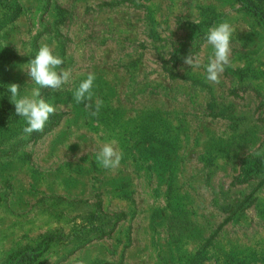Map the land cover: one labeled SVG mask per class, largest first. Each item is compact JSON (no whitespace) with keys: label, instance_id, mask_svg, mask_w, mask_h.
<instances>
[{"label":"rangeland","instance_id":"1","mask_svg":"<svg viewBox=\"0 0 264 264\" xmlns=\"http://www.w3.org/2000/svg\"><path fill=\"white\" fill-rule=\"evenodd\" d=\"M231 66L206 79L211 27ZM196 22V23H195ZM71 70L42 132L9 85ZM201 59L191 68L184 58ZM95 73L93 117L74 90ZM105 143L123 153L101 167ZM264 0H0V264H264Z\"/></svg>","mask_w":264,"mask_h":264},{"label":"clouds","instance_id":"2","mask_svg":"<svg viewBox=\"0 0 264 264\" xmlns=\"http://www.w3.org/2000/svg\"><path fill=\"white\" fill-rule=\"evenodd\" d=\"M235 30L228 21H223L208 31L207 42L214 51L209 63L205 66V71L207 81L213 84L218 85L226 66H231V37ZM28 63L27 75L39 87L33 90L31 97H20V86L15 83L9 85L8 91L15 105L16 114L26 120L23 133L30 135L33 132H42L50 115L56 112L52 104L43 98L38 99L41 97L40 89L50 88L53 91H62L63 86L71 82L72 72L61 67L64 63L63 59L54 54L53 49L48 45L41 46L35 58ZM184 63L190 65L191 68L201 67V59L193 55L185 57ZM94 81L95 73H88L86 79L74 90L73 97L77 103L88 101L85 103V108L89 110L91 116L96 117L100 113L103 101L97 99L93 108L91 101L94 95ZM255 155L261 157L264 153L256 152ZM122 158L123 153L113 143H105L96 154L98 164L105 169L118 168Z\"/></svg>","mask_w":264,"mask_h":264}]
</instances>
